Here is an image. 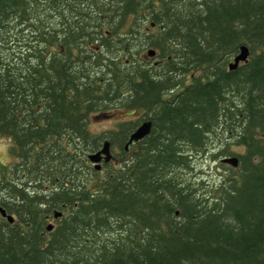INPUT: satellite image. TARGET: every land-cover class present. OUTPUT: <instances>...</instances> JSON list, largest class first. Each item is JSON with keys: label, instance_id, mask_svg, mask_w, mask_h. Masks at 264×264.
Here are the masks:
<instances>
[{"label": "trees", "instance_id": "trees-1", "mask_svg": "<svg viewBox=\"0 0 264 264\" xmlns=\"http://www.w3.org/2000/svg\"><path fill=\"white\" fill-rule=\"evenodd\" d=\"M0 137V264H264V0H0Z\"/></svg>", "mask_w": 264, "mask_h": 264}, {"label": "rangeland", "instance_id": "rangeland-1", "mask_svg": "<svg viewBox=\"0 0 264 264\" xmlns=\"http://www.w3.org/2000/svg\"><path fill=\"white\" fill-rule=\"evenodd\" d=\"M138 114L139 112H135L133 110L113 108L109 114L95 117L91 127L93 131L100 133L115 128L116 125L121 121L135 119ZM10 144L11 140L9 138L0 137V169L2 168L3 164L9 162L12 159L9 153ZM112 152L115 153L119 151L117 149L116 151L113 149ZM198 164V171L202 170L203 174L208 175V179H218V175L216 173V163L214 164L213 162H210L208 157H203L199 159ZM218 164H220V161H218Z\"/></svg>", "mask_w": 264, "mask_h": 264}, {"label": "water", "instance_id": "water-1", "mask_svg": "<svg viewBox=\"0 0 264 264\" xmlns=\"http://www.w3.org/2000/svg\"><path fill=\"white\" fill-rule=\"evenodd\" d=\"M154 53L155 52L153 50L150 51V54L154 55ZM248 56H249V49L246 46H243L241 48V52L237 56H235L234 61L230 64V68L231 69L236 68L240 64L241 61H246L248 59ZM151 127H152V122L150 120H147L141 123V125L137 127L136 130L131 134L127 147L129 144L144 138L151 131ZM89 158L96 165L98 169L101 168L102 160H105L106 162H108L113 158L111 142L108 140L105 141L103 147L99 151L93 154H90ZM224 161L229 162L234 165L238 164L237 157H228ZM1 211L3 215L6 216L11 222L14 221L13 215H8L7 212L3 208H1ZM60 215H61V212H58L55 214L56 217ZM48 228L52 229L53 224H50Z\"/></svg>", "mask_w": 264, "mask_h": 264}, {"label": "flooded vegetation", "instance_id": "flooded-vegetation-1", "mask_svg": "<svg viewBox=\"0 0 264 264\" xmlns=\"http://www.w3.org/2000/svg\"><path fill=\"white\" fill-rule=\"evenodd\" d=\"M104 161H105V160H102V161H101V164H103V163H104Z\"/></svg>", "mask_w": 264, "mask_h": 264}]
</instances>
